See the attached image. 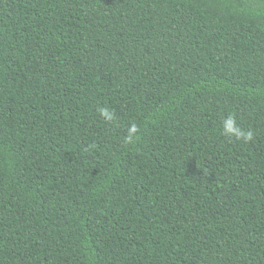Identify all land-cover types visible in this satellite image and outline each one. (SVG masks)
<instances>
[{"label":"trees","instance_id":"1","mask_svg":"<svg viewBox=\"0 0 264 264\" xmlns=\"http://www.w3.org/2000/svg\"><path fill=\"white\" fill-rule=\"evenodd\" d=\"M0 264H264V0H0Z\"/></svg>","mask_w":264,"mask_h":264},{"label":"clouds","instance_id":"2","mask_svg":"<svg viewBox=\"0 0 264 264\" xmlns=\"http://www.w3.org/2000/svg\"><path fill=\"white\" fill-rule=\"evenodd\" d=\"M101 115H103L106 119L112 120L113 114L107 108H101L100 110ZM137 131L135 125L131 127L129 130V135L126 137V142L131 141L133 138V134ZM223 132L225 135L235 137L237 140H242L244 142H248L252 139L253 133L251 131H245L241 129L237 123L234 116L230 115L227 120L224 122L223 125Z\"/></svg>","mask_w":264,"mask_h":264}]
</instances>
